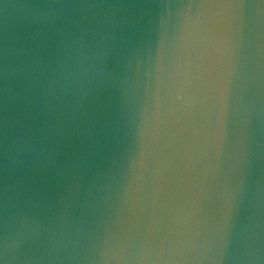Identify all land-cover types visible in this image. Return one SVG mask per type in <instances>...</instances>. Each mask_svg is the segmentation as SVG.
Segmentation results:
<instances>
[{
	"label": "water",
	"instance_id": "obj_1",
	"mask_svg": "<svg viewBox=\"0 0 264 264\" xmlns=\"http://www.w3.org/2000/svg\"><path fill=\"white\" fill-rule=\"evenodd\" d=\"M0 264H264V0H0Z\"/></svg>",
	"mask_w": 264,
	"mask_h": 264
}]
</instances>
